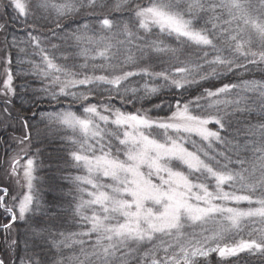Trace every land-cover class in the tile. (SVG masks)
<instances>
[{"label":"snow or ice","instance_id":"obj_1","mask_svg":"<svg viewBox=\"0 0 264 264\" xmlns=\"http://www.w3.org/2000/svg\"><path fill=\"white\" fill-rule=\"evenodd\" d=\"M126 3L117 0L115 10H124ZM85 6L95 16L96 0L3 4L25 24L39 11L55 13L57 28ZM127 11L132 18L119 32L113 31L115 22L104 17L95 21L98 30L85 20L65 38L81 46L84 63L79 68L58 63L55 53L28 33L41 57L33 68L48 81L44 91L49 101L61 104L66 98L69 105L42 118L71 133L65 147L78 171L70 179L79 231L60 232L62 238L57 239L37 219L44 209L34 188L36 163L28 151L29 132L19 140L21 148L9 172L26 191L13 195L0 185L6 252L18 264H213L214 254L219 257L214 264H233L230 258L241 253L264 258V115L245 125L246 139L235 146L222 135L231 122L221 115L230 107L250 117L249 92L258 94L264 113V81L223 82L253 71L249 65H264V0H134ZM7 31V24L0 23V32ZM182 52L191 55L181 59ZM153 54L157 59L168 56L169 67L154 71ZM6 63L0 94L7 97L15 95V89L10 57ZM134 77L144 81L141 87L131 86ZM193 85L203 89L199 96H192ZM98 93L104 100L99 105L91 102ZM167 96L173 99H163ZM153 97L160 98L153 105L159 109L155 114L143 104ZM117 99L141 107L125 111L115 106ZM165 103L168 111L160 115ZM73 105H80V114ZM244 204L247 207H241ZM255 224L261 227H251ZM18 225L27 226L23 255ZM0 264L8 261L0 258Z\"/></svg>","mask_w":264,"mask_h":264},{"label":"trees","instance_id":"obj_2","mask_svg":"<svg viewBox=\"0 0 264 264\" xmlns=\"http://www.w3.org/2000/svg\"><path fill=\"white\" fill-rule=\"evenodd\" d=\"M116 2L117 0H96L95 16L89 15L93 9L85 6L80 10L79 15L61 20V25L64 26L61 28L56 27L55 13L49 14L39 11L35 16H30L28 23L25 24L23 18H14L16 14L11 8L7 10L4 8V12H0V23H6L8 27L7 32H0V61L2 62V68H0V90L3 89L1 71L4 72L3 67L9 66L6 63L9 57L11 58L10 67L13 74L12 87L15 89V95L9 94L6 97L0 94V185L7 186L12 194L18 189V187L15 189V185L10 184V182L13 183V177L9 176L10 161L20 151L19 140L29 135L30 132L31 143L27 146L29 155L35 158L36 163L34 188L44 209V213L38 216L37 219L41 221L42 227L51 228L57 239L62 238L59 236L60 232L79 231L73 216L75 201L72 193L74 188L70 179L78 174V171L71 166L67 148L65 147L67 144L65 137L71 135V133L60 130L55 125H50L42 117L44 114L52 112L53 109L62 110L69 105L66 98H62L61 104L49 101V94L44 91L48 87V81L42 75H37L33 68L34 65L40 63L41 57L39 50L34 48V42L28 33L31 32L34 36L39 37L41 46L49 53H55L58 63L66 64L69 67L76 64L77 68H79L84 63L83 57L79 55L81 46L74 40H66L65 38L76 30L77 24L85 20L91 21V27L98 30L99 25L95 21L104 17H108L115 22L116 27L113 31H121L123 25L132 18V13L127 11V9L133 4L134 0H128V3L123 5L124 10L121 11L115 10ZM31 25L36 27L33 28ZM5 36L8 37V46L5 45ZM13 37L16 39V46H12ZM172 44L175 46L174 41ZM53 45L56 48H53ZM20 49H24V51L22 52ZM189 55L191 53L182 52L181 59ZM153 57L154 71L169 67L168 56L161 54L160 58L157 59L155 58L156 54H153ZM249 67L253 68V71L236 76H228L223 82L242 85L244 80L264 81V65H261L260 68H255L253 65H249ZM143 83L144 81L140 77H134L132 78L131 86L141 87ZM154 83L159 84L160 81H154ZM219 83V81H212V84L216 86H219ZM202 92V88L198 89L197 86H192V96H199ZM142 94L143 90L141 88L139 95ZM246 95L249 98V104L253 106V112L250 117L249 114L233 113L230 107L221 111L225 122H231L229 131L223 132L222 135L231 141L232 146H235L237 141L243 143L246 139L245 125L247 123L255 124L258 122L259 117L264 115L258 107V94L249 92ZM185 97L187 99L192 98L187 93ZM159 99L153 97L150 101H143L144 107L146 109L151 108L153 114L159 112V109L153 107L154 104L159 103ZM163 99L171 100L173 97L167 96L163 97ZM6 101H10V103H6ZM91 102L99 105L104 100L98 93L96 97L91 99ZM114 104L122 110L131 112H135L137 108L141 107L139 102L133 107L131 104H122L118 99L114 101ZM72 107L77 110V114H80V105H73ZM163 107L164 112H161L160 115H164L168 111L167 103ZM5 108L8 109L7 112L4 111ZM25 120L28 122L27 128L25 127ZM210 127L216 130L217 126L212 125ZM217 148L226 150L223 145H218ZM247 155L250 157L251 153ZM247 167L251 168V160H249ZM5 218V215L0 214V223H3ZM258 226L255 224L251 227L258 228ZM26 231V225H18V233L21 240L20 255H23V240ZM12 235H17L16 228L13 229ZM64 251L69 256L73 254L72 249H64ZM75 253L79 254V247L75 249ZM0 258L6 259L8 264H18L14 257L6 252L2 230H0ZM218 259L214 254L211 261L214 264ZM230 260L233 261V264H264V258L248 254H241L240 258H230Z\"/></svg>","mask_w":264,"mask_h":264},{"label":"rangeland","instance_id":"obj_3","mask_svg":"<svg viewBox=\"0 0 264 264\" xmlns=\"http://www.w3.org/2000/svg\"><path fill=\"white\" fill-rule=\"evenodd\" d=\"M7 3V0H2V3H0V12H4V7H3V4ZM0 54H1V50H0ZM0 68H2V62L0 61ZM5 67H3V70H4ZM1 77L3 78V80L6 78V74H5V71H1ZM12 160V159H11ZM10 164H11V161H10ZM10 184L12 185H15V189L18 187L17 184H16V181H15V178L13 177V183L10 182ZM22 191H26V189H21L18 187V189L16 190V192L13 194V195H17L19 194L20 192ZM241 207H247L246 204L244 205H241ZM259 225V224H257ZM261 226L259 225L258 228H260ZM245 236H246V233H245ZM241 254H246V253H241ZM240 254V255H241ZM251 256V255H250ZM219 258V257H218Z\"/></svg>","mask_w":264,"mask_h":264}]
</instances>
